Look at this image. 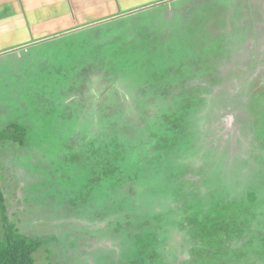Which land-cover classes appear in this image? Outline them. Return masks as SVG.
<instances>
[{
  "label": "rangeland",
  "instance_id": "374dc122",
  "mask_svg": "<svg viewBox=\"0 0 264 264\" xmlns=\"http://www.w3.org/2000/svg\"><path fill=\"white\" fill-rule=\"evenodd\" d=\"M63 21L60 19V23ZM79 21L87 24L84 19ZM99 24L92 28L76 26L59 38L44 39L48 42L28 53H11L0 59V141L5 139L4 134L17 135L5 132L12 125L16 126L13 132L20 134L22 130L24 135L22 147L0 152L2 205L20 235L45 241L35 264H127V259L138 263L142 246L149 244L158 256L150 264H192L188 259L194 247L199 259L193 264H207L206 255L212 263L264 264V109L259 100L254 106L246 100L252 93L260 94L263 77L255 91L242 94L241 99L245 97L252 110L226 105L217 122L202 127L205 135L199 141L203 145L198 146L200 151L190 164L180 161L185 168L182 173L172 176L173 161L164 164L167 173H158L156 168L153 172L154 162L161 164L159 159L164 156L161 153L155 160L153 151L163 150L154 147L157 140H142L143 132L132 136L137 146L134 159L147 164L144 169L149 172H144L150 181L141 184L140 174L131 170L126 176L121 174L115 188L110 184L114 188L112 203H136L139 193L152 206L144 215L128 216L129 225L121 222L118 230L106 231L107 223L100 222L104 220L100 213L103 205H95L94 214L74 212L81 194L94 195V169L105 155L97 150H89L87 155L69 151L71 138L86 133V127L91 126L92 134L94 128L107 129L109 124L121 121L123 117L108 108L113 92H120L118 100L132 107L161 96L165 121L172 107L168 103L183 98V88L192 82L196 86L204 84L202 90L209 91L215 78L191 79L214 72L227 81L223 90L235 100L243 76L250 72L264 75V0H165L126 19ZM60 32L49 35L58 36ZM182 81L183 87L177 90ZM100 89L108 92L97 94ZM172 91L178 94H170ZM170 95L177 98L167 102ZM93 98L100 99V115L94 121L85 113L93 107ZM208 101L214 104L220 99L216 94ZM144 114L138 111L136 117L131 116L132 122ZM119 128L108 137L96 138V144L104 146L110 139L114 142L110 147L121 146L117 142L125 135ZM190 149L183 144L180 154L188 155ZM7 157L10 160L5 164ZM170 174L179 192L173 214L169 209L173 210L174 203L168 200L165 206L162 202L171 193L162 192L161 185L166 182L160 183L163 175L167 178ZM144 184L151 186L141 190ZM252 195L256 196L255 203H251ZM158 199L162 207H158ZM1 210L0 205V239L5 225ZM230 220L244 222L238 239V225L235 232L227 230ZM139 234L146 237L138 241ZM192 236L202 239L200 244L188 243ZM212 237L230 240L223 243V252L213 250L218 246L209 247Z\"/></svg>",
  "mask_w": 264,
  "mask_h": 264
},
{
  "label": "trees",
  "instance_id": "16d2710c",
  "mask_svg": "<svg viewBox=\"0 0 264 264\" xmlns=\"http://www.w3.org/2000/svg\"><path fill=\"white\" fill-rule=\"evenodd\" d=\"M214 74V75H213ZM247 77L243 76V80L238 81V83L240 84V90L237 88V92L240 94L238 95V97L234 100H231L232 97L229 96L228 92L223 90L224 87H226L227 85V81L225 79H220V77L218 75H215V73H207L198 77H195L193 79H191V81H193L194 79L199 80V79H204V78H208V76H212L214 77V82H211V89L209 91L207 90H202V85L199 83V86L195 85L194 83H189L188 86L186 88H183V90L181 91L183 98H179L177 102L175 103H168V104H172V107L169 109V113L165 115V121L162 119L163 117V113L162 110L165 108L161 107V96L157 97L156 100L154 101H144V105L140 104L136 106H129L126 103L121 102L119 99V95L120 92L118 94L112 93V97L110 99V103L108 105V108L110 109L109 111L112 112V110H114L113 112L115 114H119L121 117L118 123H111L108 125V128H102L99 126V129H95L94 125L92 126V131L94 128V131L92 134L91 131H89L91 128L90 127H86V133L82 134V135H77V137H73L71 138V147H70V152H72L73 154H80L83 153L85 155H87L86 153L89 152V150H97L98 152L102 153L105 155V159L96 162V166L94 169V174L95 179L93 180V188L94 190L97 189L96 192H94V195H91L89 193L87 194H81L80 198H77V203H76V208H75V213L77 212H88L91 214H94V208L95 205L98 206V204L103 205V207L101 208V212L104 215V220H100V222L103 223H107L106 225V231L108 230H118L121 222H125L126 224L129 225V222H127V217L132 215V214H141L144 215L146 214V211H149V208L152 206L149 204L148 200L146 199V197L144 198L142 195H140L139 193L136 194V203H130L129 201H125L124 204L117 205L116 203H112V199L111 197L113 196V192L115 185L117 183V181L120 180L121 174L123 176H126L130 170L136 172L138 175L140 174V176L142 177L139 181L141 184L143 183H148L150 181V176L145 174V172H147L148 170L144 169L146 167V165H144L143 163H139L138 159H134L136 151L135 148H137V146L134 145V143L132 142L133 139L132 136L138 137L139 135L142 134V132L144 134L141 135L142 140H150V141H154L157 140V143L155 144L154 147H158V150L161 151L163 150V152H157V151H153V154L155 155V160L159 159L158 155L162 153V155H164L161 159L162 162L161 164L159 162H154V164L152 165V169L153 172L156 168V171L158 173H162L165 172L167 170H165V168L163 167L164 164L167 166L170 163H175V170L172 173V176H174L177 173H182V171L185 170V168L182 167L181 162H184L185 164L187 163V160L189 161L188 163L190 164V160H192V158H194L195 156H197L198 151H200V147H202L201 145H203V142L200 143L199 140H202V138L204 137V131L203 128L204 126H209L212 125L213 123L217 122L220 118L221 115H223L225 113L226 109V105H230L233 104L235 105H242L243 107H241V109L244 110H248L251 109L252 107L250 106H254V103L256 101L259 100V104L261 105L262 109H264V88L260 87V90L262 89V91L260 92V94H255L252 93V91H255V85L256 84H260L261 83V78L263 77L264 79V75L262 76L261 73L258 74V76L255 75V72H250L247 73ZM250 76H252L250 78ZM210 79V78H209ZM183 82V81H182ZM180 82L179 85H177L175 88L177 90H179L180 88L183 87L185 82ZM207 82V81H206ZM182 83V84H181ZM247 86L246 89L241 92V87L242 85ZM195 86V87H194ZM199 89V91H198ZM200 89L202 91H200ZM225 89V88H224ZM156 90V89H155ZM235 90V89H234ZM251 91L252 93V98L250 97V99H246L250 106L248 107V103L245 101V97L243 99H241L242 94H244L247 91ZM259 90V91H260ZM94 91V90H93ZM92 91V92H93ZM100 91L99 93L96 91L97 94H101L103 91H107L100 89L98 90ZM111 93V92H109ZM165 93V92H164ZM168 93V92H167ZM176 93L175 91H172L170 94ZM178 94V93H176ZM180 94V93H179ZM218 95L220 101L214 104H209L208 99L212 101V98L214 95ZM106 95V93L104 92V96ZM177 96V95H176ZM176 96H172L170 95V100H167V102H170L172 99V97H174L175 99L177 98ZM207 98V99H206ZM100 99H92V101L90 102L92 104V108L90 109V111H86L85 113L88 114L94 121V117H98L100 115V109L97 106V103L99 102ZM165 103V102H164ZM213 103V102H212ZM166 104V103H165ZM110 106V107H109ZM112 109V110H111ZM255 109V108H254ZM107 110V109H106ZM147 110H149V115H147ZM140 111L145 112V114L143 115L142 118L137 117V119L132 122L131 116L136 117L135 114H137V112ZM135 113V114H134ZM83 115V114H82ZM131 119V120H130ZM94 124V123H93ZM150 124H152V127L150 128ZM252 125V124H249ZM146 126V127H145ZM254 126V125H253ZM120 127V128H119ZM124 129V135L121 138H119L117 144L121 145L117 148H112L110 147L112 144H114L113 140H110L104 144V146H98L96 144V142L98 140H96V138H103V137H108L109 135L118 132L116 131L117 129ZM14 129H16L15 125H12L8 128H6L5 132L9 133V134H17V135H12L11 137H8V135L4 134V140L0 141V152L2 153V150H7L8 148H15L16 147H22L23 142H24V138H23V131L21 130V133L19 134L18 131H14ZM110 129H112L113 131H110ZM254 131H256V129H254ZM90 132V133H89ZM132 133V134H131ZM146 133V134H145ZM148 133V134H147ZM23 135V136H22ZM108 135V136H107ZM132 142V144H129L130 141ZM129 141V142H128ZM6 142V144L4 143ZM86 148H83L84 145H86ZM185 145L186 147L189 145L191 147L190 149V154L188 155H181L180 153L181 151V145ZM117 145V146H118ZM130 146V147H127ZM130 148V149H129ZM176 148H178V154L177 152L174 153V150H176ZM24 149V148H23ZM29 148L27 147V150ZM209 151V150H208ZM5 152V151H4ZM0 153V154H1ZM7 154V151L6 153ZM13 156V155H11ZM16 156V155H14ZM29 159V158H28ZM110 159V160H109ZM3 160V159H1ZM8 160H10V157H7L6 159H4L3 161L5 162V164L8 162ZM173 161V162H171ZM2 163V162H1ZM159 165L161 166V168H158ZM174 165V164H173ZM112 168V169H111ZM119 168V169H118ZM181 168L183 170H181ZM232 168V167H230ZM114 170H118L117 172H114ZM146 170V171H145ZM145 171V172H144ZM149 172V171H148ZM167 173V172H165ZM119 174V176H118ZM163 177L165 179L161 180L160 183L162 182H166L164 184L161 185V190L162 192L166 193L167 195L171 193V195L169 196V199H162V202L165 203V206H167V202L166 201H170L173 202V210L169 209V214H173L174 210L176 209V205H177V198L176 197V193H179L178 190H176L177 187H174L175 185L173 184V178L171 177V174L166 178V175H163ZM220 178V176H218ZM131 177L129 176V179ZM127 179V178H126ZM222 180V178H220ZM171 181V182H170ZM222 183L224 181H221ZM107 183L106 187L104 188V184ZM97 184V185H96ZM112 184L114 188L111 189ZM166 184V185H165ZM98 186V187H96ZM141 186V190L150 188L151 185L147 186V184L144 185H140ZM232 186V185H231ZM101 187H103V189L101 190ZM147 187V188H146ZM173 187V188H172ZM189 187L188 189H190V184L187 186ZM208 187V186H207ZM225 187L227 188L228 185H225ZM233 186L232 190H234ZM209 188V187H208ZM140 189V188H138ZM188 189L186 188L185 193H190L188 191ZM172 190V192H171ZM228 190V189H227ZM184 192V191H183ZM174 193V194H173ZM174 196H173V195ZM140 195V196H139ZM143 195H144V191H143ZM205 195H207V193H205ZM254 197V202L251 203H255L256 201V196L252 195ZM199 197H197L198 199ZM145 199V200H143ZM157 200V199H156ZM156 200L152 201V204H154L156 202ZM161 200V199H160ZM160 200L158 199V207L159 206H163L160 203ZM202 200V198H201ZM207 200V199H206ZM111 201V203H109ZM129 202V203H128ZM3 204V195H1L0 192V205H1V211L3 214V221H4V226L2 228L1 231V239H0V264H35L36 263V256L40 253V250L42 249L44 242L45 241H41L39 239H33V238H29L26 237L24 235H20L18 233V231L15 229V227L13 225L10 224V221L8 220L5 212H4V206ZM75 203H73L74 205ZM79 204V205H78ZM125 204H130L133 207H129L128 205L125 206ZM78 205V207H77ZM153 207H157L153 205ZM197 207V206H195ZM194 208V207H192ZM187 209H191V206ZM97 210V209H96ZM123 211H126L127 213L124 217V215H122ZM253 213V212H252ZM251 213V214H252ZM80 216V214H79ZM196 216V214L194 215ZM245 221V219H243ZM91 221V220H90ZM228 223V231H237V225H238V232H235V236H237V239L241 236L242 233V228H243V221H232ZM171 225L173 222H170ZM190 225V224H189ZM231 226V227H230ZM234 226V227H233ZM178 227H181L180 225ZM187 227H185L186 229ZM194 229V228H193ZM196 229V228H195ZM194 229V230H195ZM186 231L189 234H194V231L192 233V229H186ZM101 232V231H98ZM214 232V231H213ZM218 233V232H217ZM107 234V233H105ZM109 235V234H107ZM195 235V234H194ZM114 238L117 237L116 235H112ZM143 236L142 234H139L136 237V240L141 241ZM146 236H144L143 238H145ZM211 237V236H210ZM234 236L232 235V239ZM205 238V236H204ZM203 238V239H204ZM135 239V238H134ZM195 237L192 236L191 240H188V243H193L195 242L196 244H200V241H202V239H198V237L196 236V240H194ZM256 239L255 237L252 238L250 240V243ZM259 239L260 236H259ZM235 240V239H234ZM230 241L229 239H225L224 238H216V239H212L209 240V247L211 248H216L215 246H218V249H213L215 251H220V249H222L223 252V243ZM151 244L148 245H144L142 246V250L140 252V255L138 256V263H139V259H141V262L139 264H150V262H155V260H158V256H155L156 252H153L154 250H152L151 248ZM192 247V246H191ZM193 249H197V248H191V251H194V253H192L191 258L188 259V261H192V264L197 262L199 259V255L196 253L197 250H193ZM190 251V252H191ZM231 251V250H230ZM202 252V251H201ZM207 251H205L206 253ZM204 253V252H202ZM208 254V253H207ZM157 258V259H156ZM201 259V258H200ZM208 263L207 264H226V261H219V262H215L212 263L213 261H208L207 260V255L205 257V260ZM127 264H138L136 263L134 260L130 263L127 259ZM231 262V260L229 261Z\"/></svg>",
  "mask_w": 264,
  "mask_h": 264
},
{
  "label": "crops",
  "instance_id": "0c3cea01",
  "mask_svg": "<svg viewBox=\"0 0 264 264\" xmlns=\"http://www.w3.org/2000/svg\"><path fill=\"white\" fill-rule=\"evenodd\" d=\"M164 2L165 0H0V59L11 53L16 56L28 53L30 49L48 42L46 40L59 38L76 30V26L86 25L92 28L93 25H100L99 23L123 20L144 8L149 9ZM79 17L86 20L87 24H80ZM60 19L64 21L60 23ZM7 27L11 30L8 31ZM59 31L58 36L49 35ZM34 34L37 35L36 38Z\"/></svg>",
  "mask_w": 264,
  "mask_h": 264
}]
</instances>
